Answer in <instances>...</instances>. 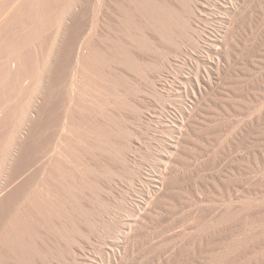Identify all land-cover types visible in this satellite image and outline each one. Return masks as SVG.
Listing matches in <instances>:
<instances>
[{"label":"bare ground","instance_id":"obj_1","mask_svg":"<svg viewBox=\"0 0 264 264\" xmlns=\"http://www.w3.org/2000/svg\"><path fill=\"white\" fill-rule=\"evenodd\" d=\"M186 9L183 0H0V264H220L242 243L248 193L264 190V58L250 57L263 45L264 0L226 1L227 25L203 64L167 90L188 103L162 123L168 137L148 147L146 175L130 162L140 145L111 117L124 108L113 96L120 78L101 65L117 64L123 47L141 74L149 52L199 48ZM232 120L228 156L217 160L209 152Z\"/></svg>","mask_w":264,"mask_h":264},{"label":"rangeland","instance_id":"obj_2","mask_svg":"<svg viewBox=\"0 0 264 264\" xmlns=\"http://www.w3.org/2000/svg\"><path fill=\"white\" fill-rule=\"evenodd\" d=\"M183 1L189 5L190 10H181L180 13L186 16V18H189L188 20L190 21L191 27L198 30V32L200 33V38L198 40L199 48L196 49L193 48L192 45L187 44L186 46H184L185 49L178 53H166V49H162L161 53L149 52L142 57V59L144 60L142 62L146 63V67L142 70L144 73L141 74H138V70H136L134 66L131 65V63L129 62L132 57L130 55L131 53L129 51H126L125 48L123 49V47L121 58L116 59L117 64L113 63V61L105 60L104 64L101 65L104 72H107V74L110 73V75L115 74L118 78H120V81L117 80L118 83L115 86L116 88L113 96H116L119 99V103L121 102L124 108L121 115L117 114L116 109L114 113H112L111 117L112 121H117V125L121 122L125 127H127L126 129L132 133V140L134 145H140V149L136 148L130 152V162L133 164V159L142 162V176L146 175L147 169L149 167L148 164L150 161L148 160H150V157L147 153V151L149 150L148 147H150V145H158L161 139L168 137L167 130L162 125V123L173 120L179 114V109L184 105H187L188 103V99L185 95H170L168 94L167 90H169L170 88H177L179 85L178 81L181 76H183L185 80L193 77L194 72L196 71L195 66L203 64L204 52L206 50L205 48L207 47V42L214 37L220 36L225 30L224 25H227L228 15L224 11L227 0ZM242 25L243 30L241 31L243 32V35L244 31L245 33L249 34L250 28L248 27H250V21L244 20ZM259 35L260 37L258 38H262L263 45H261L262 49H260V53L257 52L254 55L250 56L254 59L264 58V31L261 30L259 32ZM252 39L253 38H248V41L250 40L253 42ZM162 53L168 55L167 58L170 60V62L168 60L169 65H161L163 60H165V57H163L164 55H162ZM263 62L261 63V66H263L261 71H263L264 73ZM236 65L240 66L242 64L237 63ZM49 68L50 67H48L45 72H49ZM253 77L254 76H250L251 79H253ZM248 81L250 80L240 81L239 84H242L243 86L249 83ZM242 86L241 88L239 87L240 91L245 89V86ZM248 87L251 89V86ZM127 89L128 92L126 93L125 90ZM252 89L257 90V88ZM238 97L239 100H245V102H247V99L243 98V95ZM241 97L242 99H240ZM258 108L259 106L256 107L257 110ZM257 110H252L250 116L244 115L245 120H240L241 122H238L237 124L247 122L253 116V114L255 115ZM222 122L225 124H230V122L224 120H220V122L218 121L217 123ZM235 125V120H232V126L230 125L229 129L225 132H222L217 140H215L213 149L209 152L210 154L212 153L216 155L215 159L221 160L224 157L228 156V144L233 136V133H235V130H233ZM119 135L121 137L123 136V134ZM248 146L251 147L252 143L249 142ZM262 148L264 156V145L262 146ZM248 155L250 157L248 161L250 166L249 176H254L255 174L259 173L262 176V184L264 188V163L260 165V171L257 173L256 171L258 169L256 168L255 160L253 159L250 150L248 152ZM205 158L206 157L201 159V165L204 169H209L208 166L212 161L205 163ZM232 159L234 161L236 160L234 157ZM217 160L216 163L218 162ZM120 178H122V180ZM124 178L125 177L123 176H117L115 178V181L117 183L116 187L118 185L116 189L118 191L127 189L128 180L127 178ZM251 191L250 193H248V197L246 198V200L247 209L252 218L248 227L241 233V236L244 239L242 243L239 244V246L232 248L228 258H226V260L220 264H264V190L262 191V193H260L259 196L251 193ZM136 193L137 192H133V194L129 196V199L139 198L140 194ZM204 231L205 229L203 227L200 228V230L198 231L199 235H202Z\"/></svg>","mask_w":264,"mask_h":264}]
</instances>
